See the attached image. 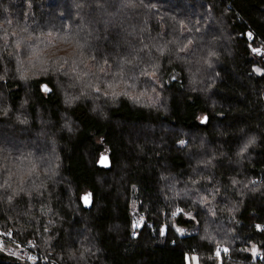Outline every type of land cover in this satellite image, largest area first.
<instances>
[{
  "label": "trees",
  "instance_id": "1",
  "mask_svg": "<svg viewBox=\"0 0 264 264\" xmlns=\"http://www.w3.org/2000/svg\"><path fill=\"white\" fill-rule=\"evenodd\" d=\"M247 31L264 42V0H0V230L31 264H264V50ZM58 64L101 93L43 71ZM20 187L31 199L9 203ZM9 248L0 264H30Z\"/></svg>",
  "mask_w": 264,
  "mask_h": 264
},
{
  "label": "snow or ice",
  "instance_id": "2",
  "mask_svg": "<svg viewBox=\"0 0 264 264\" xmlns=\"http://www.w3.org/2000/svg\"><path fill=\"white\" fill-rule=\"evenodd\" d=\"M97 2L99 3L100 0H97ZM7 23L10 25V24L12 23V21H11V20H8ZM197 30H199V29H197ZM13 35H15V34H13ZM248 38H249V40L251 39V33L248 34ZM85 43H86V42H85ZM6 46H7V42H6ZM25 46H26V47H29V48L32 47L31 44H26ZM19 47H20V42L18 41V42H17V54L19 53ZM80 48H81V50H82L81 54L83 55V50H84V48H85V45H84V44L80 45ZM161 51H163V49H161ZM252 51H253V52H258L259 50H258V49H253ZM212 55H214V53H212ZM93 59H95V58H93ZM206 62H207V61H206ZM105 63L107 64V60H105ZM43 71H44L45 73H49V72H51V73H53V74L63 75V76H65V77H67L69 80H75L78 84H80V86H81L82 88H90V89H92V91H94V92L97 93L98 95L101 93V87H100V85H99V84L93 85V83H92L90 80L85 81V80L83 79V76H81V75H79V73H77L75 67H66L65 64H58V65H56L55 67H45V68L43 69ZM153 74H154V73H153ZM103 75H104L105 77H107V76H108V73H104ZM141 75L147 77V80L144 81V82L147 83L149 86H153V85L155 84V81L152 79V76L149 75V72H148L147 69H145V70L141 73ZM24 78H25V77H24V75L22 74V75H21V79H24ZM116 78H118V79H126L125 77H121L119 73L116 74ZM0 79H3V77H0ZM137 79H138V77H136V76L131 77V80L133 81V83L130 84L129 87H135V81H136ZM107 87L112 88V87H113V84L109 83V84L107 85ZM153 90H155L154 87H153ZM42 91L48 92V91H50V89H48L47 86H42ZM81 94H84V93L82 92ZM125 94H127V93H125ZM118 95H120V93L113 92V98H115V96H118ZM144 95H147V91H146V90H145L144 92H141V96H144ZM75 98L78 99L79 97H75ZM136 99L138 100L139 97H136ZM206 120H207V118L205 117L204 120H202L201 122L204 123V122H206ZM254 142H255V138L253 137L252 139H250V140L248 141V143L244 144V145L240 148L239 152L237 153V156L243 157L244 154L247 152L248 148H249ZM181 143L183 144V142H181ZM209 163H211V161H209ZM194 183H198V182H194ZM232 183H233V185H237V184L239 183V181H237V180L234 179V180L232 181ZM251 183H252V184H255L256 182H255V181H252ZM21 184H23V180H21ZM8 187H11V185L9 184L8 181H5L3 184H0V189H5V188H8ZM218 191H219V190L216 189V190H214L213 192H211L210 195H212V196L214 197L215 194H216V192H218ZM21 193H25V194L28 195L29 198L31 199V192H26L25 189H24L23 187H20L19 189H14V190L12 191L11 195H9V196L7 197L8 202L11 203L12 200H13V198L16 197V196H19ZM87 199H88V198L85 197V200H87ZM205 200H206V197H205ZM133 227H134V228H135V227H139V224H134ZM257 228L259 229L260 226L257 225ZM45 230H47V229H45ZM85 251H88V250L85 249ZM223 251L227 252V249H223ZM81 258L83 259V255L81 256ZM193 259H195V258H193Z\"/></svg>",
  "mask_w": 264,
  "mask_h": 264
},
{
  "label": "built area",
  "instance_id": "3",
  "mask_svg": "<svg viewBox=\"0 0 264 264\" xmlns=\"http://www.w3.org/2000/svg\"><path fill=\"white\" fill-rule=\"evenodd\" d=\"M249 33H251V39L250 40L248 38ZM245 38L249 44L252 43V41L254 39L257 40L258 47L256 49L259 50L258 53H262V51L264 50V42L261 41L260 39H258L252 31H247L245 34ZM142 223H143V218L140 216L137 217L135 220V224H139V226H140ZM132 236H135V234H132ZM5 246L11 247L14 250H16L17 252H19L21 255L24 256V258L30 264L37 262L41 259L39 257V255L33 251L34 247H33L32 243L22 244V243L15 241L13 234L10 230H7V231H1L0 230V248L5 247Z\"/></svg>",
  "mask_w": 264,
  "mask_h": 264
},
{
  "label": "water",
  "instance_id": "4",
  "mask_svg": "<svg viewBox=\"0 0 264 264\" xmlns=\"http://www.w3.org/2000/svg\"><path fill=\"white\" fill-rule=\"evenodd\" d=\"M42 86H46L45 84ZM50 92V91H48ZM204 120V118H203ZM97 166L100 168L108 169L110 168V159L107 154H102L97 162ZM85 197L88 199L85 200ZM81 204L84 209L89 210L92 206V195L91 193H85L80 197Z\"/></svg>",
  "mask_w": 264,
  "mask_h": 264
},
{
  "label": "rangeland",
  "instance_id": "5",
  "mask_svg": "<svg viewBox=\"0 0 264 264\" xmlns=\"http://www.w3.org/2000/svg\"><path fill=\"white\" fill-rule=\"evenodd\" d=\"M203 118H204V116H201L199 119H200V120H203ZM102 154H108V152H103ZM133 210H134V212L137 211L136 208L133 209ZM9 249L12 250L13 256L17 257V258L20 259V260H24V261H25L23 255H21L19 252H17V251L14 250V249H11V248H9ZM9 249H7V250H9ZM187 264H199V263L197 262L196 258H195V259L191 258L190 260L188 259V263H187Z\"/></svg>",
  "mask_w": 264,
  "mask_h": 264
}]
</instances>
